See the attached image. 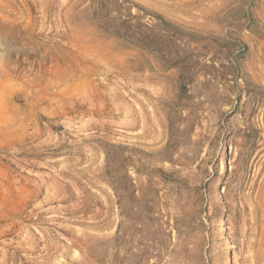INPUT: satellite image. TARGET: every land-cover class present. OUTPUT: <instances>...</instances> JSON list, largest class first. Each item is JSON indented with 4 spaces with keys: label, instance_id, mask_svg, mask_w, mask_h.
<instances>
[{
    "label": "rangeland",
    "instance_id": "rangeland-1",
    "mask_svg": "<svg viewBox=\"0 0 264 264\" xmlns=\"http://www.w3.org/2000/svg\"><path fill=\"white\" fill-rule=\"evenodd\" d=\"M0 264H264V0H0Z\"/></svg>",
    "mask_w": 264,
    "mask_h": 264
},
{
    "label": "trees",
    "instance_id": "trees-1",
    "mask_svg": "<svg viewBox=\"0 0 264 264\" xmlns=\"http://www.w3.org/2000/svg\"><path fill=\"white\" fill-rule=\"evenodd\" d=\"M159 20L163 26H170V24L163 18L159 16ZM121 27L119 30L120 36H127L130 38V43L138 46L140 48H147L150 44H157L158 47H162L165 43L163 36H158L155 39H151V37L147 34L146 31L140 28V26H127ZM174 42V41H173Z\"/></svg>",
    "mask_w": 264,
    "mask_h": 264
}]
</instances>
